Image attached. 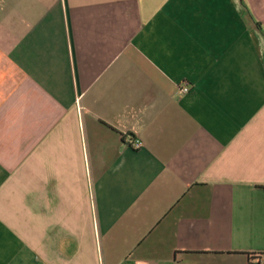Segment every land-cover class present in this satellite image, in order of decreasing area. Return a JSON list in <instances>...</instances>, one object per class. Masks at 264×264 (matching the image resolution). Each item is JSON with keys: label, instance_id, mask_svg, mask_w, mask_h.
Returning a JSON list of instances; mask_svg holds the SVG:
<instances>
[{"label": "crops", "instance_id": "0c3cea01", "mask_svg": "<svg viewBox=\"0 0 264 264\" xmlns=\"http://www.w3.org/2000/svg\"><path fill=\"white\" fill-rule=\"evenodd\" d=\"M259 254L264 0H0V264Z\"/></svg>", "mask_w": 264, "mask_h": 264}, {"label": "built area", "instance_id": "2783aa9c", "mask_svg": "<svg viewBox=\"0 0 264 264\" xmlns=\"http://www.w3.org/2000/svg\"><path fill=\"white\" fill-rule=\"evenodd\" d=\"M190 86L189 85H182L180 86V89H179V92L180 94H186L190 91ZM131 146L134 148V149H140L144 146V143L142 140L140 139H135L134 141H132V144ZM251 264H264V258H263V255H254L252 257V261H251Z\"/></svg>", "mask_w": 264, "mask_h": 264}]
</instances>
